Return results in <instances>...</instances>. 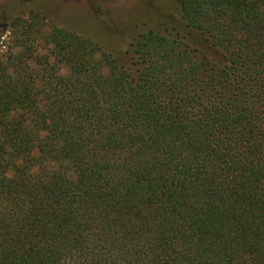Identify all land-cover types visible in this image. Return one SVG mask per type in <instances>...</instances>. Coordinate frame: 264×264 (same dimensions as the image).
Listing matches in <instances>:
<instances>
[{
    "label": "trees",
    "instance_id": "16d2710c",
    "mask_svg": "<svg viewBox=\"0 0 264 264\" xmlns=\"http://www.w3.org/2000/svg\"><path fill=\"white\" fill-rule=\"evenodd\" d=\"M178 1L126 48L11 22L0 264H264V0Z\"/></svg>",
    "mask_w": 264,
    "mask_h": 264
},
{
    "label": "rangeland",
    "instance_id": "374dc122",
    "mask_svg": "<svg viewBox=\"0 0 264 264\" xmlns=\"http://www.w3.org/2000/svg\"><path fill=\"white\" fill-rule=\"evenodd\" d=\"M180 8L178 0H0V60L9 51L11 22L31 10L42 15L46 32L56 24L89 35L109 49L126 48L140 32L179 15Z\"/></svg>",
    "mask_w": 264,
    "mask_h": 264
}]
</instances>
